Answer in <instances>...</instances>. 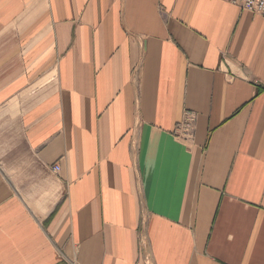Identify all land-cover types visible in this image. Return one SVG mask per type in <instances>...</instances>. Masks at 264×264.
Returning <instances> with one entry per match:
<instances>
[{
  "label": "crops",
  "instance_id": "obj_1",
  "mask_svg": "<svg viewBox=\"0 0 264 264\" xmlns=\"http://www.w3.org/2000/svg\"><path fill=\"white\" fill-rule=\"evenodd\" d=\"M0 264H264V17L0 0Z\"/></svg>",
  "mask_w": 264,
  "mask_h": 264
},
{
  "label": "built area",
  "instance_id": "obj_2",
  "mask_svg": "<svg viewBox=\"0 0 264 264\" xmlns=\"http://www.w3.org/2000/svg\"><path fill=\"white\" fill-rule=\"evenodd\" d=\"M241 10L249 11L254 15L264 17V0H226ZM196 119V114L193 111L185 110L183 112L180 122L177 124V136L189 140L193 136V125ZM60 166L58 163L54 164L52 170L58 172Z\"/></svg>",
  "mask_w": 264,
  "mask_h": 264
}]
</instances>
